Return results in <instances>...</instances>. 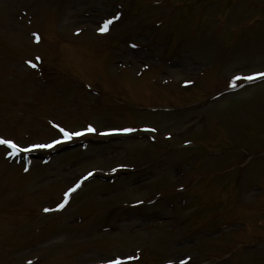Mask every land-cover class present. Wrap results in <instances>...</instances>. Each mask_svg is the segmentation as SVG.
Segmentation results:
<instances>
[{
	"label": "rangeland",
	"instance_id": "rangeland-1",
	"mask_svg": "<svg viewBox=\"0 0 264 264\" xmlns=\"http://www.w3.org/2000/svg\"><path fill=\"white\" fill-rule=\"evenodd\" d=\"M187 1L0 0V264H264V0Z\"/></svg>",
	"mask_w": 264,
	"mask_h": 264
},
{
	"label": "snow or ice",
	"instance_id": "snow-or-ice-1",
	"mask_svg": "<svg viewBox=\"0 0 264 264\" xmlns=\"http://www.w3.org/2000/svg\"><path fill=\"white\" fill-rule=\"evenodd\" d=\"M110 23V21H108V20H105L104 21V26H102V27H100L98 30L99 31H101V32H103V31H105L106 30V27H107V25ZM34 36H35V33L33 34ZM255 75H257V76H264V73H256ZM247 79H253V78H255L254 76H248V77H246ZM87 131H92V129H91V127H89L88 129H87ZM112 131H122V132H128V131H131V129H114V130H112ZM60 132H63L64 133V135H65V137H67V136H69V135H79L80 133H78V132H73V133H68V132H66L63 128H61L60 129ZM53 143H56V141H53ZM0 144H4V145H7L9 148H16L17 147V145L16 144H14L11 140H7V139H0ZM45 147H47V146H49V145H44ZM73 189H69V191H72ZM65 197H67V195H68V193L66 192L65 194ZM57 207L59 208V207H62V204H58L57 205ZM107 264H120V261H119V259H116V260H109V261H107Z\"/></svg>",
	"mask_w": 264,
	"mask_h": 264
}]
</instances>
